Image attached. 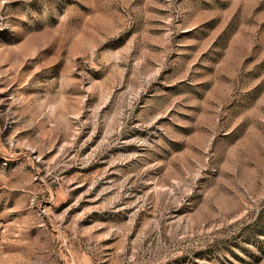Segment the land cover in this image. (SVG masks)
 <instances>
[{"label": "rangeland", "instance_id": "374dc122", "mask_svg": "<svg viewBox=\"0 0 264 264\" xmlns=\"http://www.w3.org/2000/svg\"><path fill=\"white\" fill-rule=\"evenodd\" d=\"M0 264H264V0H0Z\"/></svg>", "mask_w": 264, "mask_h": 264}]
</instances>
